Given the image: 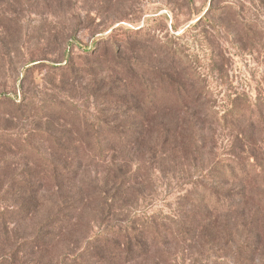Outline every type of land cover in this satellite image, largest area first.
I'll use <instances>...</instances> for the list:
<instances>
[{
	"label": "rangeland",
	"instance_id": "1",
	"mask_svg": "<svg viewBox=\"0 0 264 264\" xmlns=\"http://www.w3.org/2000/svg\"><path fill=\"white\" fill-rule=\"evenodd\" d=\"M132 29L146 31L156 40L128 36ZM170 50L180 54L182 64L170 63L164 54ZM113 62L119 67L136 64L138 73L145 66H170L181 78L184 71L186 77L202 81L212 112L221 114L234 97L251 99L264 88V0H0V264L4 223L35 224L59 193L95 195L90 189L97 186L90 183L102 169L84 164L83 179L50 187L39 186L36 163L45 161L42 158H76L51 151L57 141L70 148L86 145L85 138L64 132L73 127L72 117L85 120L100 111L111 117L126 110L104 98L108 89L117 92L120 85L110 69ZM59 105L69 109V117L52 114L50 108ZM214 131V151L222 153L231 141L219 128ZM62 136L69 137L67 142L60 140ZM182 194L181 184H158L143 201L126 205V220H146L148 215L179 219ZM30 195L34 218H11L21 197ZM83 203L92 208H85L89 212L79 223L84 231L79 245L105 225V215L92 212L103 202L88 197ZM223 220L190 241L170 240L159 247L163 264H264V244L248 262L244 253L237 254L246 239L233 224L226 230ZM164 225L177 228L168 220ZM156 252L151 250L134 264H155Z\"/></svg>",
	"mask_w": 264,
	"mask_h": 264
},
{
	"label": "trees",
	"instance_id": "2",
	"mask_svg": "<svg viewBox=\"0 0 264 264\" xmlns=\"http://www.w3.org/2000/svg\"><path fill=\"white\" fill-rule=\"evenodd\" d=\"M129 31L128 36L156 40L146 31ZM164 54L170 63L182 64L179 53L170 50ZM137 66L119 67L113 62L110 67L120 85L117 92L108 89L104 98L117 106H126L125 111L111 117L100 111L102 114L85 120L72 117L69 124L73 127L64 132L85 138L86 145L70 148L57 141L51 151L76 158H42L45 161L36 163L39 186L58 187L64 180L83 179L85 174L80 170L84 164L86 168L102 169V174L95 175L90 183L97 186L90 189L95 195L88 197L103 202L92 210L96 217L105 215L103 230L86 235L82 246L79 245L84 232L79 223L87 217L89 211L85 208L92 205L83 203L88 197L80 191L72 197L59 193L35 224H3L2 264H17L18 260V264H134L150 256L153 249L159 256L155 264H163L165 259L163 251L158 252L159 247L168 245L170 240L190 241L198 232L216 227L219 218L225 219L226 230L233 224L246 239L239 246L238 255L244 253L252 263L254 255L261 251L264 88L251 99L234 97L220 114L212 112L210 94L201 80L186 77L184 71L180 78L170 66H145L140 73ZM50 109L55 116L69 117L65 106ZM216 128L231 141L218 154L214 151ZM68 139L62 136L60 140ZM147 155L150 159L145 160ZM134 158L136 162L132 161ZM173 182L183 187L179 201L184 209L179 219L177 215H148V220H126V205L143 201L158 184ZM21 185L29 189L25 182ZM33 198L34 195L22 196L20 207L11 211L10 217L34 218ZM166 220L177 228L165 226Z\"/></svg>",
	"mask_w": 264,
	"mask_h": 264
}]
</instances>
